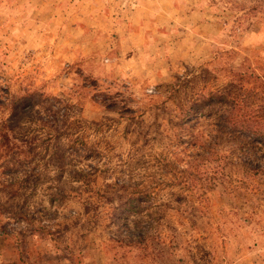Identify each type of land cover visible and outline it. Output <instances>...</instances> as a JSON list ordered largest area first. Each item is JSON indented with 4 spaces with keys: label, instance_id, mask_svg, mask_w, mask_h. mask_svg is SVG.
<instances>
[{
    "label": "rangeland",
    "instance_id": "obj_1",
    "mask_svg": "<svg viewBox=\"0 0 264 264\" xmlns=\"http://www.w3.org/2000/svg\"><path fill=\"white\" fill-rule=\"evenodd\" d=\"M0 264H264V0H0Z\"/></svg>",
    "mask_w": 264,
    "mask_h": 264
},
{
    "label": "trees",
    "instance_id": "obj_2",
    "mask_svg": "<svg viewBox=\"0 0 264 264\" xmlns=\"http://www.w3.org/2000/svg\"><path fill=\"white\" fill-rule=\"evenodd\" d=\"M19 103H20V101H19ZM31 105H32V104H28V105H25V106H28V108H29V107H31ZM25 106H23V108H25ZM21 110H24V109H22V107H21ZM14 111H16V107H15V109L13 110V112H14ZM17 111H18V110H17ZM22 112H23V111H22ZM24 113H25V112H24ZM22 114H23V113H22ZM14 115H16V114H14ZM17 115H18V114H17Z\"/></svg>",
    "mask_w": 264,
    "mask_h": 264
}]
</instances>
